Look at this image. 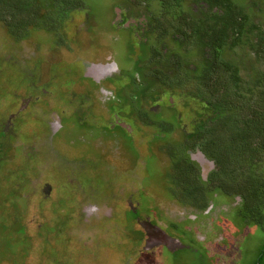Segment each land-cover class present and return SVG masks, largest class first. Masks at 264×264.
Returning a JSON list of instances; mask_svg holds the SVG:
<instances>
[{"label": "rangeland", "instance_id": "1", "mask_svg": "<svg viewBox=\"0 0 264 264\" xmlns=\"http://www.w3.org/2000/svg\"><path fill=\"white\" fill-rule=\"evenodd\" d=\"M33 1L25 28L0 20V264H253L263 226L239 216V195L204 184L215 164L192 132L211 112L189 96L195 73L168 94H135L150 44L183 51L193 67L199 38L175 41L178 13L157 0H81L50 14L48 0ZM191 1L183 7L207 29L232 32L221 8ZM232 2L264 29V0ZM256 32L222 48L243 89L263 81ZM235 122L210 135L231 136ZM259 153L248 172L264 169ZM187 180L201 197L183 192Z\"/></svg>", "mask_w": 264, "mask_h": 264}, {"label": "trees", "instance_id": "2", "mask_svg": "<svg viewBox=\"0 0 264 264\" xmlns=\"http://www.w3.org/2000/svg\"><path fill=\"white\" fill-rule=\"evenodd\" d=\"M48 1L47 4L50 8L46 7V13L49 12L48 14L54 12L55 7H59L63 11L82 5L81 0ZM124 1L131 4L135 0ZM157 1L163 10L169 13H178L179 21L172 23L175 32V34L172 33V38L175 41L182 43L185 39L190 40L193 35L199 38L202 43L203 55L201 62L203 63L198 65L196 62L191 67L192 65L189 66L188 59L184 58L186 54L184 55L183 51L166 47V44L156 46L150 44L148 57L153 65L146 66L144 70L141 69L142 71L139 72L141 81L140 86L135 87V94L145 96L150 92L151 97H154L163 88L162 93L165 95L168 92L166 88L176 91V88H181V84L187 80V77L181 76L180 73H187L191 70L195 73V83L193 84V90L188 92L189 96L202 100L205 103L206 110H210L211 113L198 125L199 131L194 128L192 133L195 140L192 143L193 146L199 144V148L214 162V167H216L208 172L204 184H209L211 188L220 186L225 191H231L239 195L242 198V209L239 216H243L246 221L258 222L264 228V169H255L252 172L245 169L247 163H251L253 159L260 162L262 156L259 152L264 150V70L260 72L261 74L257 79V81L263 80L261 84L253 82L247 86L248 88L243 89V78L241 74H238V65L231 57H225L222 54V48L225 45L234 46L243 32L245 33L248 30L253 32L255 29L258 30L256 32L255 49L261 47L260 52L264 53V29L257 22L252 21V18L243 10V7L237 6L232 0L191 1L203 2L208 9L212 6L221 8L225 19L231 24V33L223 28L207 29L204 19L190 15L189 10L183 7L184 0ZM36 16L37 7H35L33 0H0V20L11 26L12 29L25 28L34 21L33 19ZM154 20L156 26L160 27L161 20L156 16ZM60 22L58 20L53 25L49 24L50 28L48 30L53 29L58 24L61 25ZM165 30L166 26L162 25L160 31ZM28 75V73H25L22 77ZM173 81L177 85H173ZM131 82L133 81L131 80ZM156 82L158 88L149 91L152 84ZM260 85H262L261 88H259ZM231 121H236L235 130L232 131L231 136L224 139H215L214 136L210 135L217 127L227 130ZM206 123H209L208 127ZM197 136H201V139ZM202 136H212V139H207L206 143ZM218 143L220 145L226 144L230 148L225 149L220 146L221 149L216 150ZM182 163L184 162L182 161ZM254 164L256 165L252 167L258 166L256 162ZM188 166L190 170H195V173L198 174L193 161H190ZM220 172L225 173L222 180L219 178ZM240 174L243 175L239 177ZM197 178H200V174L197 175ZM183 192L191 200L197 199L198 196L201 197L197 195V193H201L200 186L191 183L189 180L186 181ZM202 201H205V199ZM201 207L206 206L201 205ZM18 229L20 232L23 231L22 227L18 226ZM263 259L264 241L258 249L253 264H261Z\"/></svg>", "mask_w": 264, "mask_h": 264}]
</instances>
